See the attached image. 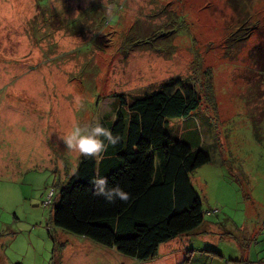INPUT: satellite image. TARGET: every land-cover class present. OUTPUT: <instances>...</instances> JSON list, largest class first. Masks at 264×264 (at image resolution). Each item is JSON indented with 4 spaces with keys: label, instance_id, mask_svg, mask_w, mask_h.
<instances>
[{
    "label": "rangeland",
    "instance_id": "rangeland-1",
    "mask_svg": "<svg viewBox=\"0 0 264 264\" xmlns=\"http://www.w3.org/2000/svg\"><path fill=\"white\" fill-rule=\"evenodd\" d=\"M172 77L201 103L169 133L210 162L161 264H264V0H0V264H139L53 224L81 160L62 135Z\"/></svg>",
    "mask_w": 264,
    "mask_h": 264
},
{
    "label": "trees",
    "instance_id": "trees-1",
    "mask_svg": "<svg viewBox=\"0 0 264 264\" xmlns=\"http://www.w3.org/2000/svg\"><path fill=\"white\" fill-rule=\"evenodd\" d=\"M116 98L115 120L101 123L120 139L115 144L105 141L107 147L97 157L81 154L77 170L60 188L52 219L64 231L145 263L158 257L161 244L204 222L191 174L210 157L169 133L170 120L190 116L200 107L201 97L172 77L130 100L123 94ZM96 174L127 191L128 199L109 202L94 194L90 178Z\"/></svg>",
    "mask_w": 264,
    "mask_h": 264
},
{
    "label": "clouds",
    "instance_id": "clouds-1",
    "mask_svg": "<svg viewBox=\"0 0 264 264\" xmlns=\"http://www.w3.org/2000/svg\"><path fill=\"white\" fill-rule=\"evenodd\" d=\"M62 139L69 148H74L84 157H97L107 147L108 144H115L120 137L113 135L111 130L105 127L99 118L94 122L81 123L73 121L64 129ZM94 194L103 196L105 200L111 202L115 199L127 200L129 193L118 184L109 185L108 178L104 175L96 174L90 178Z\"/></svg>",
    "mask_w": 264,
    "mask_h": 264
},
{
    "label": "crops",
    "instance_id": "crops-1",
    "mask_svg": "<svg viewBox=\"0 0 264 264\" xmlns=\"http://www.w3.org/2000/svg\"><path fill=\"white\" fill-rule=\"evenodd\" d=\"M175 239H178V237L177 238H175ZM175 239H173V240H170L169 242H166V243H163V244H161L160 246H159V249H158V251H159V253H160V255H161V257H160V255L158 254V257L155 259V260H153V261H148V262H145V263H139V264H146V263H149V262H151V263H154V264H161V263H163V262H165V261H167V260H169V259H172L173 258V256H172V251L174 250V243H176L175 241ZM80 241V240H79ZM77 244V243H76ZM86 245V244H85ZM87 246V245H86ZM89 246V245H88ZM80 247H83V245H81ZM169 250V251H168ZM160 258V259H159ZM251 261V260H250Z\"/></svg>",
    "mask_w": 264,
    "mask_h": 264
},
{
    "label": "built area",
    "instance_id": "built-area-1",
    "mask_svg": "<svg viewBox=\"0 0 264 264\" xmlns=\"http://www.w3.org/2000/svg\"><path fill=\"white\" fill-rule=\"evenodd\" d=\"M51 199H52V192L49 194V196H48V201L46 202V204H49L50 201H51Z\"/></svg>",
    "mask_w": 264,
    "mask_h": 264
}]
</instances>
